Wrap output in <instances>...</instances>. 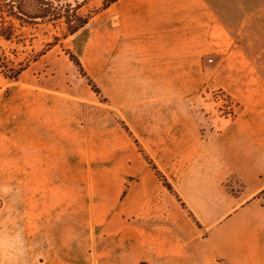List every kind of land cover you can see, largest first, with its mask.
Listing matches in <instances>:
<instances>
[{"label":"rangeland","instance_id":"1","mask_svg":"<svg viewBox=\"0 0 264 264\" xmlns=\"http://www.w3.org/2000/svg\"><path fill=\"white\" fill-rule=\"evenodd\" d=\"M106 1L58 5L80 3L78 15L90 18ZM38 3L0 0L1 22L15 26L13 36L0 32V80L37 88L19 85L0 100V264H87L91 254L114 264L120 227L134 237L141 224L119 213L129 188L148 168L172 189L154 165L163 153L151 149V128L197 125L204 139L214 140L243 110L263 111L264 54L228 60L215 77L222 88L208 85L197 98L201 86L116 85V71L103 68L102 40L65 37L64 19H31ZM254 43L264 46L261 38ZM135 138L145 139L147 149ZM237 151L222 157L231 196L244 189L231 173ZM256 198L264 207V190ZM154 217L147 215L145 231Z\"/></svg>","mask_w":264,"mask_h":264},{"label":"crops","instance_id":"2","mask_svg":"<svg viewBox=\"0 0 264 264\" xmlns=\"http://www.w3.org/2000/svg\"><path fill=\"white\" fill-rule=\"evenodd\" d=\"M0 23V32L13 36L14 24ZM83 34L102 40L103 68L116 71L114 84L201 86L197 98L208 85L222 88L215 77L228 60L264 54L254 43L264 44V0H118L71 37ZM19 85L37 89L0 80V100ZM151 134V149L163 153L154 165L172 189L148 168L129 188L119 213L141 224L134 237L120 227L114 264H264V207L256 198L264 190V110H243L214 140L197 125L157 126ZM137 142L147 149L145 139ZM233 148L242 151L230 163L244 185L238 196L223 185L222 157ZM153 212L156 223L145 231ZM110 261L87 258V264Z\"/></svg>","mask_w":264,"mask_h":264},{"label":"trees","instance_id":"3","mask_svg":"<svg viewBox=\"0 0 264 264\" xmlns=\"http://www.w3.org/2000/svg\"><path fill=\"white\" fill-rule=\"evenodd\" d=\"M57 1V2H56ZM61 1L67 0H44L40 1V3L37 4V10H39V13L35 15L33 20H58V19H64L65 23V37L68 35H73L77 33L79 30H81L88 22L87 17H81L78 15V11L81 8V4L78 3L75 7L71 8L70 6L66 5L65 7L59 6L58 4ZM86 1V0H82ZM118 0H108L103 3L102 8H107L111 4L115 3ZM41 6V9H40ZM25 16V15H24ZM72 58V61L76 62V65L79 67V69L82 70L81 65L77 61V59L74 56H70ZM10 78V77H9ZM13 79H16V77H13ZM151 164V162H150ZM158 176H160V173L156 170V168L152 167ZM161 177V176H160ZM162 178V177H161ZM169 190L170 187L167 186Z\"/></svg>","mask_w":264,"mask_h":264}]
</instances>
